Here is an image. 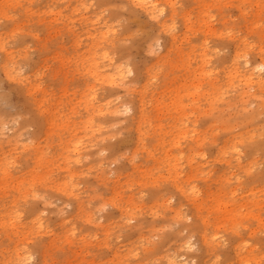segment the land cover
Listing matches in <instances>:
<instances>
[{"label":"rangeland","instance_id":"obj_1","mask_svg":"<svg viewBox=\"0 0 264 264\" xmlns=\"http://www.w3.org/2000/svg\"><path fill=\"white\" fill-rule=\"evenodd\" d=\"M148 1L0 0V264H264V0Z\"/></svg>","mask_w":264,"mask_h":264},{"label":"bare ground","instance_id":"obj_2","mask_svg":"<svg viewBox=\"0 0 264 264\" xmlns=\"http://www.w3.org/2000/svg\"><path fill=\"white\" fill-rule=\"evenodd\" d=\"M137 5L142 8L147 15L150 17H155L156 14V4H152L151 2H149L148 0H136ZM249 62H247L248 64ZM264 68V61L262 62V64H259V66H254L252 69L249 70L248 74L246 75H241L239 74V68H235V72L234 74H237V77H241L243 81H247V83H251V81L253 80L252 77L255 74L259 75V82L260 83H264L263 78L260 77V75L262 74V70ZM261 78V79H260ZM248 85V84H247Z\"/></svg>","mask_w":264,"mask_h":264}]
</instances>
